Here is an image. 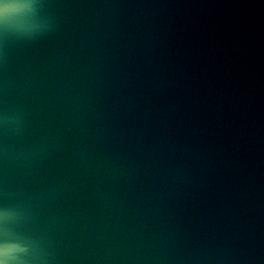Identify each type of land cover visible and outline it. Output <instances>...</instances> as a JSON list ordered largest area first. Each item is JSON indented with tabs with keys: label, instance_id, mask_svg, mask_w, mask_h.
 Returning a JSON list of instances; mask_svg holds the SVG:
<instances>
[{
	"label": "water",
	"instance_id": "obj_1",
	"mask_svg": "<svg viewBox=\"0 0 264 264\" xmlns=\"http://www.w3.org/2000/svg\"><path fill=\"white\" fill-rule=\"evenodd\" d=\"M24 2L0 20L18 264H264V0L0 5Z\"/></svg>",
	"mask_w": 264,
	"mask_h": 264
},
{
	"label": "clouds",
	"instance_id": "obj_2",
	"mask_svg": "<svg viewBox=\"0 0 264 264\" xmlns=\"http://www.w3.org/2000/svg\"><path fill=\"white\" fill-rule=\"evenodd\" d=\"M8 6L7 8L5 6ZM35 11L31 2L4 3L0 5V20L8 25L13 18ZM12 218V213L5 210L0 212V221L7 223ZM28 251V246L19 240H4L0 242V264H18L21 254Z\"/></svg>",
	"mask_w": 264,
	"mask_h": 264
}]
</instances>
